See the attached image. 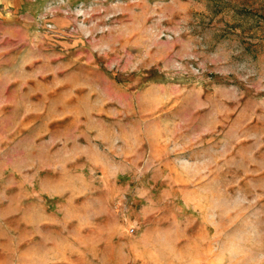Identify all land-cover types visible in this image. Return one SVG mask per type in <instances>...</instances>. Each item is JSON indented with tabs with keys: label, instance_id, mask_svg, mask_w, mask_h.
<instances>
[{
	"label": "rangeland",
	"instance_id": "rangeland-1",
	"mask_svg": "<svg viewBox=\"0 0 264 264\" xmlns=\"http://www.w3.org/2000/svg\"><path fill=\"white\" fill-rule=\"evenodd\" d=\"M190 260L264 264V0H0V264Z\"/></svg>",
	"mask_w": 264,
	"mask_h": 264
},
{
	"label": "crops",
	"instance_id": "crops-1",
	"mask_svg": "<svg viewBox=\"0 0 264 264\" xmlns=\"http://www.w3.org/2000/svg\"><path fill=\"white\" fill-rule=\"evenodd\" d=\"M144 262V260H143ZM174 264H178V263H174ZM187 264H193L192 261L190 260Z\"/></svg>",
	"mask_w": 264,
	"mask_h": 264
}]
</instances>
